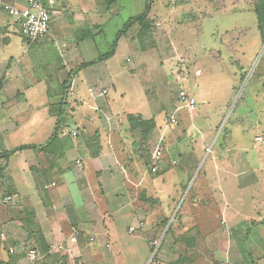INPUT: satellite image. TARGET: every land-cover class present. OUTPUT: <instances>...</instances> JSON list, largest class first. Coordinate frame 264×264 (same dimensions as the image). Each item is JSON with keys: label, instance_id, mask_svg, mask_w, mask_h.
<instances>
[{"label": "crops", "instance_id": "0c3cea01", "mask_svg": "<svg viewBox=\"0 0 264 264\" xmlns=\"http://www.w3.org/2000/svg\"><path fill=\"white\" fill-rule=\"evenodd\" d=\"M41 1L45 5L55 1V14L48 35L30 44L5 10L6 5L23 9L27 0H0V264H57V255L46 250L51 247L55 254L59 245L68 249L72 227L81 235L70 247L73 254L66 250L70 261L63 264H77V256L82 264H264L259 236L264 225V142L255 140H264V72L256 85L249 75L239 113L231 123L222 124L260 51L255 37L213 35L210 40L217 48L210 49L201 42L205 37L201 33L176 38L167 26L176 18L169 13L167 20L154 10L153 0L150 32L144 37L134 24L128 30L133 29L131 35L120 38L114 55L102 61L112 44L102 39L104 29L118 8L108 0ZM216 1L174 0L167 10L199 3L178 18L191 26L201 22L208 14L204 9ZM128 2L135 9L138 1ZM246 3L254 12L253 1ZM219 4L225 11H236L241 1ZM89 24L95 39L81 32ZM79 34L85 39L78 41ZM259 36L261 49L264 40L260 32ZM121 50L126 59L119 65L115 58ZM88 63L93 64L76 70ZM180 74L186 75L183 87L197 100L199 120L196 113H189L199 133L194 142L188 124L172 127L183 119L189 123L182 114L189 111L178 103ZM161 76L165 86L170 85L172 102L159 109L149 98L153 94L149 83ZM226 76L230 84L225 92L214 95V85ZM136 79L138 90L133 89ZM84 83L88 101L69 99ZM94 87L107 89V98L94 99L90 92ZM172 117L178 125L170 122ZM65 130L77 131L78 137L64 136ZM155 151L162 152L156 173L151 170ZM233 190L239 195L235 200L230 196ZM256 191H262V201L254 196ZM186 192L180 219L182 233L195 238L188 246L190 257L177 258L163 245L153 250L149 235ZM7 197H14V202L6 203ZM255 206L262 221L253 215ZM245 208L250 212L244 217ZM218 216L224 226L231 220V236L222 246L219 236H206L214 234ZM30 242L42 254L36 263L27 257Z\"/></svg>", "mask_w": 264, "mask_h": 264}, {"label": "rangeland", "instance_id": "374dc122", "mask_svg": "<svg viewBox=\"0 0 264 264\" xmlns=\"http://www.w3.org/2000/svg\"><path fill=\"white\" fill-rule=\"evenodd\" d=\"M137 6L136 8H131L128 0H124L121 2H118L117 4H113V9L118 8L119 11L117 13V15L115 16V18L113 20H111V22L109 23V25L104 29V36L102 37V39H107L108 40V44L113 43V41L115 40L116 36H117V31H122L124 29V24L125 22L130 18V16L132 15H136V14H140V13H144L146 6H147V0H137ZM231 1V0H229ZM241 4L239 5V7L237 8V10H233V11H225L221 8V5L219 3H221V0H217L213 6V4L209 5V8L206 10L204 9V11H207L208 14L203 18V15L201 16V22L197 21L196 24L191 23L193 25L191 26H186L187 20H179V16L181 15V13L185 12L186 10L191 11V9L196 6L199 5V3H194L192 2L190 4L189 7L184 8L183 6L179 7V8H169V10H167V8L174 4V0H155L154 5H153V9L154 10H158L160 13L163 14V16L165 15L167 17V20H171L169 16V13L172 17H175V22L173 21V23L167 25L169 26V30H171L172 36L179 38L182 34H187V33H195V34H203L205 35L204 38H202V41H206L204 44L206 45H210V48H217V43L216 42H211V36L215 35L217 37V39L221 38V35H225V34H237V33H247L248 37L253 38L254 39V45L258 46L257 51H259V53L257 54V57L255 58V62L253 63V66L250 67L249 73L246 76V78H244V81L242 82V84L240 85V91L238 93V95L235 97L234 102L232 101L231 104V108H230V112L228 113V115H226L224 117V121L222 122V124L226 125L228 124L234 117H236V113L238 112L239 107L242 104V101L240 100V95L243 92L244 89V84H246L247 79H249V75L251 74L250 77V83L255 84L258 81V77L259 74H262L264 72V64L261 63V60L263 58V54H264V44L262 45L261 49L260 48V36H259V30H258V26H257V18L252 10L251 5H248L246 2L247 0H240ZM253 1V0H252ZM209 2V1H207ZM241 8V11L238 10ZM195 11V9H194ZM138 16V15H137ZM194 22V20L192 21ZM199 22V23H198ZM175 23V24H174ZM179 23V25L177 24ZM197 25V26H195ZM87 27L83 26L81 27V32L84 30L85 31V38H94V36L92 35V27L87 28V30H85ZM131 28V27H130ZM129 28V29H130ZM128 29V30H129ZM126 30L125 33L122 35L124 36L125 34H127L129 32L128 35H131L130 33H132L133 29H131L130 31ZM188 31V32H185ZM96 33V32H94ZM117 33V34H116ZM84 36V35H83ZM81 34H79L76 38H78L80 40H83L82 38H84ZM96 37V36H95ZM262 37V36H261ZM84 38V39H85ZM95 39V38H94ZM260 40V41H259ZM103 41V40H102ZM106 41V40H105ZM101 43V42H100ZM213 45V46H212ZM125 54L124 51L121 50L120 53L118 54V56L115 58V63L116 64H122L125 63ZM261 63V64H260ZM261 65V66H259ZM171 67V66H170ZM226 71V70H225ZM248 71V70H247ZM77 74L75 75V80L79 82H83L81 74L79 73V71L76 72ZM225 74V73H224ZM38 75V74H36ZM254 75V76H253ZM162 77V76H161ZM80 79V80H79ZM164 78L162 77L159 81H156L155 83H149V86L151 89H153L152 91V96H149L150 100H152V104L154 107H158L159 109L163 108V106L167 103H171L172 102V96L169 95L170 94V85L165 86L164 83ZM142 80V78L140 79ZM143 81H141L142 83ZM164 83V84H163ZM228 79L227 76L225 78H222V81H220L219 83H216L214 85V90H213V94L216 95L221 94L225 91H223V89L227 86L228 84ZM143 84V83H142ZM230 84V83H229ZM140 85V82L138 79H136L134 81V86L133 89H137L136 86ZM221 85V86H220ZM256 85V84H255ZM153 86V88L151 87ZM85 87V83L84 86L82 88L81 85V89L77 90L75 89L74 92L76 93H70L69 99H71L72 101H74V99L77 97L78 99L82 100V101H88V97H89V93L87 91ZM154 88H158L157 90H154ZM249 91V88H248ZM245 92V89H244ZM243 92V94H244ZM246 93V92H245ZM78 94V96H77ZM169 99V100H168ZM179 105V104H178ZM195 113L197 114V120H199L198 117V113L197 111H194L193 116L195 115ZM180 116V113H176ZM183 116L185 115V117L187 118V120L189 121V123H187V121H185V119H183L182 123H180L179 126H172L176 129L183 127L186 128L185 125L188 124V129L190 130V134H191V138L192 141H196L195 138H199L198 135V130L196 129V127L194 125H192L191 121H190V114L189 112L186 111H182ZM200 116V115H199ZM196 118V116H195ZM201 119V118H200ZM235 119V118H234ZM233 119V120H234ZM230 120V121H229ZM231 123V122H230ZM71 126H76L77 123H75V121H73L71 123ZM195 125H200L202 126V124H204L205 126L207 125V123H202V122H197L195 121L194 123ZM166 126H169L168 123L165 122ZM73 127V128H74ZM171 127V126H170ZM225 127V126H224ZM204 126H203V130H204ZM186 141V140H185ZM204 158L202 159L201 165H204ZM175 170V172L182 174V172L180 171V169L177 168H173ZM186 173H183V175H185ZM155 177L158 174H154ZM196 178V176L194 177V179ZM236 191L233 190L232 194H230V196L234 197V200L236 199V197H238L239 195L235 194ZM188 192H186V194L182 197V199L180 200V203L177 205L176 208L173 209V211L171 212L170 216L166 219H163L162 222L160 221L159 224H157V226L155 228H157L155 233H151L149 235V239L151 240L153 249H155L157 246L160 247L161 245L167 247L170 249V251L174 254H176L177 258L179 256L183 257V255L185 254L186 257H190L189 253H190V249H188V246L191 245V243H194V236L191 233H182V220L180 212H181V204L183 203L186 195ZM254 196L257 198L258 201H262V196L263 193L256 191V193L254 194ZM238 208L241 210L242 203L238 202ZM189 205V201L187 200L186 202H184V206L182 207V213L183 211H185L186 207ZM244 209V207H243ZM254 211H253V215L255 216V218L257 219V221H262V219H259V215H258V208L253 207ZM246 211H243V215L244 217L246 215L249 214L250 211H248L245 208ZM262 216L264 217V212H262ZM222 217L218 216L217 219V229L214 230V234H208L206 236L212 238L213 236H219V241H217V243L222 246L224 245V243H227L228 241V237H230L231 235L228 233V230H230V226H231V220L229 219L228 223L226 226L221 225V219ZM168 220V223L165 225L164 221ZM171 221V227L167 230L166 234V228L167 225L170 223ZM261 233H259V236H261L262 240L260 241L264 247V225L259 227ZM174 229V230H173ZM171 231V232H170ZM139 235H143V232H139ZM233 236V235H232ZM236 237L233 236L232 239L235 241ZM206 243H208V241H206ZM252 243V242H251ZM186 245V246H184ZM115 252L116 250V246L114 247ZM208 251L206 250V253ZM204 253V252H203ZM256 252L253 251V257L256 258ZM152 256V260L153 257H155V255L153 254L152 251V255L149 256V258ZM175 256V257H176Z\"/></svg>", "mask_w": 264, "mask_h": 264}, {"label": "built area", "instance_id": "2783aa9c", "mask_svg": "<svg viewBox=\"0 0 264 264\" xmlns=\"http://www.w3.org/2000/svg\"><path fill=\"white\" fill-rule=\"evenodd\" d=\"M55 1H50L48 5H45L41 0H27V6L23 9H19L17 7H12L9 5L5 6V10L9 14V16L21 26L22 34L25 39L30 44H35L42 39H44L51 27L52 17L55 14L54 12ZM178 83V103L182 104L189 113H193L197 108V100L194 96L190 95L186 89L183 87V83L186 81V75H178L176 78ZM91 96L94 99H106L108 96V90L100 87H94L90 90ZM112 119V117H110ZM170 122L173 125H178L179 120L176 118H170ZM64 136H72L78 137L77 131H69L65 130L63 132ZM257 142H264L263 138L256 137L255 139ZM162 163V152L155 151L152 157V164L151 170L156 173L160 170ZM78 164L80 162L78 161ZM14 197H7L5 202H14ZM133 230V229H132ZM81 235V230L77 227L71 228V236L69 238V248L65 249L63 245H59V250L56 251L57 253L60 251H68L69 253L73 254L71 245L76 244L79 236ZM3 237H5L2 234ZM50 247V252H51ZM13 253V250L10 251ZM27 257L31 263H36L42 258L41 251L39 247L35 244L30 242L28 249H27ZM78 257V256H77ZM74 257L75 263L82 264L78 262V258ZM60 264H63L64 261L60 260Z\"/></svg>", "mask_w": 264, "mask_h": 264}, {"label": "trees", "instance_id": "16d2710c", "mask_svg": "<svg viewBox=\"0 0 264 264\" xmlns=\"http://www.w3.org/2000/svg\"><path fill=\"white\" fill-rule=\"evenodd\" d=\"M118 1H120V0H108V3L110 5H113V4L117 3ZM152 2H153V0H147V6L145 9V12L143 14L135 16V17H133L127 21V23L124 25V29L122 31L118 32L115 40L113 41V43L110 46V50L108 51V53L102 55L99 60H102V61L107 60L114 55L120 38L125 33V31L128 30L134 24H138L142 28V33H143L142 35H144V37L150 32L151 25H150L149 20H148V15H149V12L151 9ZM253 5H254V12L256 14L257 21H258V30L260 32V35L262 36V39L264 40V0H253ZM261 61L264 63V54H263V58ZM90 64H93V63L81 65V66L77 67L76 70L80 71L84 67L89 66ZM164 223L166 225L168 223V220H165ZM46 252H47V254L50 253L48 255H51V256L57 255L56 256L57 264H59L60 260H63L64 262L70 261V255L68 254L67 251H60L58 253L51 254L50 248L48 247Z\"/></svg>", "mask_w": 264, "mask_h": 264}, {"label": "water", "instance_id": "95a60500", "mask_svg": "<svg viewBox=\"0 0 264 264\" xmlns=\"http://www.w3.org/2000/svg\"><path fill=\"white\" fill-rule=\"evenodd\" d=\"M170 225H171V223H169V224L167 225V228H166V231H165L164 234H166V232H167V230L169 229Z\"/></svg>", "mask_w": 264, "mask_h": 264}]
</instances>
